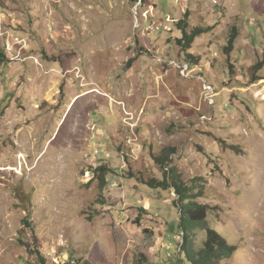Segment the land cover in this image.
<instances>
[{
  "label": "rangeland",
  "instance_id": "obj_1",
  "mask_svg": "<svg viewBox=\"0 0 264 264\" xmlns=\"http://www.w3.org/2000/svg\"><path fill=\"white\" fill-rule=\"evenodd\" d=\"M165 148L264 264V0H0V264H188Z\"/></svg>",
  "mask_w": 264,
  "mask_h": 264
},
{
  "label": "trees",
  "instance_id": "obj_2",
  "mask_svg": "<svg viewBox=\"0 0 264 264\" xmlns=\"http://www.w3.org/2000/svg\"><path fill=\"white\" fill-rule=\"evenodd\" d=\"M137 1V0H134ZM146 0H142V3ZM187 13L184 19L179 20L177 23L178 29L181 31L182 36L176 38L177 43L186 51L191 47L195 39L208 32L212 27H194L191 30L187 29ZM239 28L233 26L227 43L224 47L225 53L229 56L235 47L237 37L239 35ZM186 61L190 64H195L198 58L192 54H186ZM133 62V59L128 61V66ZM263 62H258L253 67V72H257ZM231 67H234L232 64ZM235 147V146H232ZM171 153H174L173 148H165L163 152L154 156L158 164L164 167L165 171L163 179H151L148 185L152 188H161L164 190H172L175 192L176 197L173 200L174 206L179 210V228L182 231L183 241L180 244V252L183 256V261L188 264H222L226 259H230L238 247L231 244L224 236H222L210 223V213L212 207L200 202L198 199L205 194L204 179L197 177L191 180V184L184 181L182 174L176 166L170 163ZM98 177L101 178L100 185L102 188L107 186L106 176L111 169L108 166L102 165L96 168ZM204 232V239L201 244H198L197 238L199 232ZM43 259V256H42ZM82 264H91L89 260H84Z\"/></svg>",
  "mask_w": 264,
  "mask_h": 264
}]
</instances>
